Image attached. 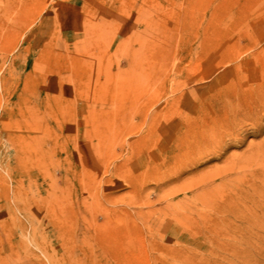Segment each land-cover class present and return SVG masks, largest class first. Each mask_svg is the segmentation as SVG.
Here are the masks:
<instances>
[{"label":"rangeland","instance_id":"rangeland-1","mask_svg":"<svg viewBox=\"0 0 264 264\" xmlns=\"http://www.w3.org/2000/svg\"><path fill=\"white\" fill-rule=\"evenodd\" d=\"M263 72L264 0H0V264H264Z\"/></svg>","mask_w":264,"mask_h":264},{"label":"bare ground","instance_id":"bare-ground-1","mask_svg":"<svg viewBox=\"0 0 264 264\" xmlns=\"http://www.w3.org/2000/svg\"><path fill=\"white\" fill-rule=\"evenodd\" d=\"M225 53H226V52H225ZM232 69H233V68H232ZM234 69H235V68H234ZM234 74H235V73H234ZM263 74H264V72H263ZM263 74H262V75H263ZM233 76H234V75H233ZM233 76H232V77H233ZM240 76H242V75H240ZM261 77H262V76H261ZM209 78H210V77H209ZM230 78H231V77H230ZM231 80H234V79L231 78ZM231 80H230V81H231ZM262 81H263V79H262ZM262 81H261V82H262ZM233 82L237 84L236 81H233ZM228 83H229V82H228ZM234 83H233V84H234ZM236 84H235V85H236ZM244 84H245V83H244ZM221 85H222V84H221ZM226 85H227V84H226ZM226 85H225V86H226ZM238 85H239V84H238ZM238 85H236V86H238ZM258 85H259V84H258ZM223 86H224V85H223ZM244 86H245V85H244ZM227 87H228V86H227ZM229 87H230V85H229ZM231 87H233V86H232V83H231ZM257 87H258V86H257ZM216 88H217V87H216ZM214 89H215V88H214ZM260 89H261V88H260ZM263 89H264V88H263ZM181 90H182V89H181ZM206 90H207V89H206ZM182 91H183V90H182ZM207 91H208V90H207ZM212 91H213V90H212ZM178 92H180V90H179ZM191 92H192V90H191ZM194 92H195V91H194ZM220 92H221V91H220ZM256 92H257V91H256ZM182 93H184V92H182ZM238 93L240 94V92H238ZM252 93H253V92H252ZM213 94H214V93H213ZM226 94H227V93H226ZM229 94H230V92H229ZM232 94H233V93H232ZM256 94H257V93H256ZM180 95H181V94H180ZM257 95H258V97H256V98H257L256 101H258V108H256L255 110H253V108H255V107H253V108H251V109L243 110L242 112H240V113L238 114L237 119L234 118V119H236V120H235V125L237 126L238 124H240L239 126H237V127H240V131L242 130V129H241V128H242L241 125H243V124H241V123H245L244 120H245L246 118H249V119L252 121V122L250 121L251 124H249V125H252L251 127H253V125H254V127L258 126V123H259V122H258V123L256 122V120L258 119L256 116H257L258 112H259L261 109H264V92H263V93H258ZM183 96H184V95H183ZM185 96H186V95H185ZM194 96H195V95H194ZM227 96H228V95H227ZM234 96H235V93H234ZM236 96H237V95H236ZM181 97H182V96H181ZM200 97H201V96H200ZM200 97H199V98H200ZM223 97H224V96H223ZM239 97H240V95H239ZM176 98H177V97H176ZM179 98H180V97H179ZM182 98H183V97H182ZM232 98H233V97H232ZM185 99H187V96H186ZM196 99H197V97H196ZM202 99H203V98H202ZM251 99H252V98H251ZM194 100H195V99H194ZM215 101H216V100H215ZM249 101H250V100H249ZM252 101H253V100H252ZM256 101H255V102H256ZM205 102H206V100H205ZM224 102H225V101H224ZM230 102H231V100H230ZM232 102H233V101H232ZM234 102H235V101H234ZM234 102H233V104H234ZM175 103H176V102H175ZM221 103H222V102H221ZM226 103H227V101H226ZM243 103H244V102H243ZM252 103H253V102H252ZM233 104H232V105H233ZM244 104H245V103H244ZM256 104H257V103H256ZM205 105H206V104H205ZM205 105H204V106H205ZM225 105H226V104H225ZM235 105H236V104H235ZM242 105H243V104H242ZM246 105H247V104H246ZM250 105H251V104H250ZM206 106H207V105H206ZM228 106H229V108H230V104H229ZM211 107H212V105H211ZM220 107H221V106H220ZM231 107H233V106H231ZM240 107H241V106H240ZM260 107H261V108H260ZM202 108H203V107H202ZM215 108H216V107H215ZM237 108H238V107H237ZM237 108H236V109H237ZM244 108H245V107H244ZM178 109H179V108H178ZM220 109H221V108H220ZM215 110H217V109H215ZM215 110H214V111H215ZM231 110H232V108H231ZM233 110H234V109H233ZM177 111H178V110H177ZM235 111H236V110H235ZM237 111H238V110H237ZM207 112H208V111H207ZM210 112H211V111H210ZM233 112H234V111H233ZM229 113H230V112H229ZM259 113H260V112H259ZM261 113H262V112H261ZM211 114H212V113H211ZM219 114H220V113H219ZM230 114H231V113H230ZM230 114H229V115H230ZM178 115H179V114H178ZM235 115H236V114H235ZM181 116H182V115H179V117H181ZM217 116H218V115H216L215 118H216ZM232 116L234 117V115H232ZM177 117H178V116H177ZM227 117H228V115H227ZM182 118H185V117H182ZM182 118H181V119H182ZM256 118H257V119H256ZM186 119H187V118H186ZM186 119H185V120H186ZM217 119H218V118H217ZM232 119H233V118H232ZM187 120H188V119H187ZM229 120H230V118H229ZM258 120H259V119H258ZM182 121H183V120H182ZM208 121H209V120H208ZM218 121H219V120H218ZM227 121H228V120H225V121H224V122L227 123L226 125H228V122H229V121H228V122H227ZM231 121H234V120H231ZM214 122H215V121H214ZM224 122H223V123H224ZM260 122H261V121H260ZM184 123H185V122H184ZM217 123H218V122H217ZM231 123H232V122H231ZM218 124H219V123H218ZM221 124H222V122H221ZM224 124H225V123H224ZM232 124H233V123H232ZM255 124H256V125H255ZM214 125H215V124H214ZM216 125H217V124H216ZM233 125H234V124H233ZM249 125H248V126H249ZM186 126H187V125H186ZM245 126H246V125H245ZM245 126H243V128H244ZM248 126H246V127H248ZM223 127H225V126H223ZM227 127L230 128V123H229V125H228ZM231 127H232V125H231ZM234 127H235V126H234ZM246 127H245V129H246ZM229 128H228V129H229ZM257 128H258V127H257ZM261 128H262V127H261ZM221 129H222V128H221ZM230 129H232V128H230ZM235 129H236V128H235ZM252 129H253V128H252ZM232 130H234V129H232ZM238 130H239V128H238ZM257 130H261V129L259 128V129H257ZM177 131H178V129H177ZM218 131H219V130H218ZM220 131H221V130H220ZM226 131H228V130L226 129ZM226 131H225V133H226ZM236 131H237V130H236ZM240 131H239V132H240ZM247 131H248V130H247ZM247 131H246V132H247ZM253 131H254V130H253ZM201 132H202V131H201ZM241 132H242V131H241ZM244 132H245V131H244ZM225 133L223 132L222 136H224ZM227 133H229V132H227ZM233 133H235V131H234ZM236 133L239 134L238 131H237ZM236 133H235V134H236ZM255 133H256V132H255ZM214 134H215V133H214ZM229 134H230V133H229ZM251 134H252V133H251ZM208 135H209V134H208ZM208 135H207V136H208ZM226 135H227V134H226ZM246 135H247V134H246ZM253 135H254V133H253ZM201 136H202V135H201ZM212 136H213V135H212ZM212 136H211V137H212ZM230 136H231V134H230ZM233 137H236V136L234 135ZM237 137H238V136H237ZM239 137L242 138V136H239ZM218 138H220V137H218ZM223 138H225V136H224ZM205 139H206V137H205ZM209 139H210V138H209ZM209 139H208V140H209ZM216 139H217V138H216ZM227 139H228V137H227ZM229 139H230V137H229ZM229 139H228L229 142L226 140V141L228 142V144L230 143L232 137H231L230 140H229ZM233 140H234V139H233ZM235 140H236V139H235ZM239 140H240V139H239ZM241 140H242V139H241ZM241 140H240V143H241ZM209 141H210V140H209ZM212 141H215V140H213V138H212ZM212 141H211V142H212ZM220 141H221V140H220ZM226 141H225V142H226ZM237 141H238V140H237ZM201 142H202V141H201ZM203 142H204V141H203ZM227 142H226V143H227ZM231 142H232V141H231ZM235 142H236V141H235ZM235 142H233V143H235ZM207 143H208V141H207ZM209 143H210V142H209ZM226 143H225V144H226ZM240 143H239V144H240ZM222 144H223V143H222ZM228 144H227V145H228ZM223 145H224V144H223ZM237 145H238V144H237ZM256 145H257V144H256ZM219 146H220V145H219ZM232 146H234V145H232ZM254 146H255V145H254ZM195 147H196V146H195ZM207 147H208V146H207ZM211 147H212V145H211ZM211 147H210V149H211ZM217 147H218V146H217ZM220 147H221V146H220ZM226 147H227V146H226ZM226 147H225V148H226ZM208 148H209V147H208ZM223 148H224V147H223ZM247 148H248V147H247ZM249 148H251V147H249ZM252 148H254V147L252 146ZM255 148H256L255 150H253V149L251 150L250 155L245 156L244 160L247 161L246 163H249V161H250V162H251V161L255 162V160H252L251 157H252V156H253V157H254V156L258 157L259 155H260V157H261V160L264 161V154L262 153V151H264V150H262V149H264V148H263V147H261V148H260V147H255ZM195 149H197V148H195ZM227 149H228V147H227ZM202 150H203V149H202ZM213 150H214V149H213ZM216 150H217V149H216ZM221 150H222V149H221ZM224 150H225V149H224ZM204 151H205V150H204ZM217 151H218V150H217ZM219 151H220V150H219ZM226 151H227V150H226ZM247 151L250 152L249 150H247ZM194 152L196 153V151H194ZM208 152H209V151H208ZM245 152H246V150H245ZM202 153H203V152H202ZM210 153H211V152H210ZM210 153H207V154H210ZM214 153H215V152H214ZM214 153H213V154H214ZM204 154H205V153H204ZM207 154H206V155H207ZM217 154H220V152H219V153L217 152ZM195 155H196V154H195ZM220 155H221V154H220ZM225 155H226V154H225ZM229 155H231V154H229ZM199 156H200V155H199ZM212 156H214V155H212ZM227 156H228V155H227ZM240 156H241V155H240ZM200 157H201V156H200ZM200 157H198V158H200ZM214 157H215V156H214ZM217 157H218V156H217ZM221 157H222V155H221ZM204 158H205V155H204ZM204 158H203V160H204ZM207 158H209V157H207ZM212 158H213V157H212ZM188 159H190V158H188ZM193 159H194V158H193ZM210 159H211V157H210ZM236 159H237V158H236ZM205 160H206V159H205ZM225 160H227V159H225ZM190 161H191V160H190ZM190 161H189V162H190ZM195 161H196V160H195ZM200 162H201V161H200ZM240 162H241V161H240ZM196 163H197V162H196ZM243 164L245 165V163H243ZM190 165H191V164H190ZM194 165H195V164H194ZM238 165H239V163H238ZM263 165H264V163H263ZM192 166H193V164H192ZM224 166H225V165H224ZM224 166H223V167H224ZM245 166H246V165H245ZM248 166H249V165H248ZM182 168H183V167H181L180 169H182ZM187 168H188V167H187ZM226 168H227V167H226ZM230 168H231V167H230ZM230 168H229V170H230ZM237 168H238V167H237ZM252 168H253V167H252ZM185 169H186V168H185ZM178 170H179V169H178ZM178 170H177V171H178ZM240 170H241V169H240ZM252 170H253V169H252ZM177 171H176V172H177ZM215 171H216V170H215ZM235 171H236V170H235ZM235 171H234V172H235ZM241 171H242V170H241ZM249 171H251V170H249ZM261 171H263V173H264V170H261V169H260L259 172H261ZM181 172H182V171H181ZM208 172H209V171H208ZM221 172H222V171H221ZM224 172H225V168H224ZM251 172H252V171H251ZM214 173H215V172H214ZM222 173H223V172H222ZM231 173H232V172H231ZM231 173H229V174H231ZM239 173H240V171H239ZM254 173H255V172H254ZM261 173H262V172H261ZM261 173H260V174H261ZM179 174H180V173H179ZM244 174H246V173L244 172ZM247 175H248V174H247ZM195 176H196V175H195ZM221 176H222V175H221ZM234 177H235V176H233V178H234ZM243 177H244V176H243ZM246 177H247V176H246ZM250 177H251V176H250ZM217 178H218V177H217ZM247 178H248V177H247ZM254 178H255V177H254ZM241 180H242V179H241ZM245 180H247V179H245ZM245 180H244V181H245ZM250 180H251V179H250ZM206 181H207V180H206ZM255 181H256V180H255ZM258 181H259V180H258ZM198 182H199V181H198ZM198 182H197V183H198ZM261 182L264 183V181H261ZM237 183H238V182H237ZM243 183H244V182H243ZM263 183H262V185L264 186ZM231 184H232V183H231ZM238 184H239V183H238ZM254 184H255V183H254ZM259 184H260V183H259ZM219 185H220V184H219ZM256 185H257V184H256ZM260 185H261V184H260ZM209 186H210V185H209ZM232 186H234V185H232ZM243 186H244V185H243ZM248 186H249V185H248ZM257 186H258V185H257ZM198 187H199V186H198ZM217 187H218V186H217ZM196 188H197V186H196ZM204 188H205V187H204ZM232 188H233V187H232ZM243 188L245 189L246 187H243ZM247 188H248V187H247ZM247 188H246V189H247ZM193 189H194V188H193ZM199 189H200V188H199ZM234 189H235V188H234ZM238 189H239V188H238ZM241 189H242V188H241ZM249 189H250V188H249ZM235 190H236V189H235ZM230 191H231V190H230ZM250 191L253 192V194H254L256 191H258V188H257L256 186H253V187L251 188ZM226 192H227V191H226ZM228 192H229V191H228ZM231 192H232V191H231ZM239 192H240V190H239ZM241 192L244 193L245 191H244V192L241 191ZM246 192H247V191H246ZM251 192H249V193H251ZM236 193H237V192H236ZM231 194H232V193H231ZM234 194H235V193H234ZM225 195H226V194H225ZM239 195H241V193H240ZM246 195H248V194L246 193ZM255 195H257V194H255ZM241 196H244V195H241ZM244 197H245V196H244ZM252 197H254V196L252 195ZM244 200H245V199H244ZM254 202H255V201H254ZM262 205H263V204H262ZM232 209H233V208H232ZM235 210H236V209H235ZM237 210H238V209H237ZM225 211H226V213H230V212H227V211H229V209H227V210H225ZM233 211H234V210H232V212H233ZM243 211H244V210H243ZM235 212H236V211H235ZM245 212H246V211H245ZM247 212H248V211H247ZM230 214H231V213H230ZM238 214H239V212H238ZM245 214H246V213H245ZM251 214H252V213H251ZM253 214H254V213H253ZM253 214H252V215H253ZM232 215H235V217H236L237 213H234V214L232 213ZM239 215H240V214H239ZM247 215H248V214H247ZM248 216H249V215H248ZM248 216H247V218H248ZM250 216H251V215H250ZM225 217H226V215H225ZM225 217H224V218H225ZM227 217H229V216H227ZM227 217H226V219H227ZM240 217H241V215H240L239 217L237 216L236 219L239 218V220H240L242 217H243V219H244V216H243V215H242L241 218H240ZM251 217H252V216H251ZM249 218H250V217H249ZM234 219H235V218H234ZM251 219H252V218H251ZM244 220L247 221L246 216H245V219H244ZM248 220H250V219H248ZM213 222H214V221H212V223H213ZM247 222H248V223H249V222H253V220H252V221H247ZM214 223H216V225H218L217 222H214ZM242 223H243V222H242ZM246 224H247V223H246ZM209 225L211 226L212 224H209ZM209 225H208V226H209ZM213 225H214V226H213ZM213 225H212V226L215 227V224H213ZM242 225H243V224H242ZM242 225H241V226H242ZM206 226H207V225H206ZM208 226H207V228H209ZM212 226H211V227H212ZM244 226H245V225H244ZM211 227H210V229H211ZM235 227H238V226H234V228H235ZM245 227H246V226H245ZM245 227H244V228H245ZM204 228H205V226H204ZM215 228H216V227H215ZM218 228H221V227L219 226ZM226 228H227V227H226ZM226 228H225V229H226ZM228 228H229V227H228ZM234 228H232V229H234ZM239 228H240V227H239ZM241 228H242V227H241ZM241 228H240V230H238V229H236V230H238V231H242ZM244 228H242V229H244ZM199 229L202 230V228H199ZM205 229H206V228H205ZM212 229H214V228H212ZM216 229H217V228H216ZM223 229H224V228H223ZM223 229L221 228L222 231L225 230V229H224V230H223ZM232 229L229 228V230H231V231H234V230H235V229H234V230H232ZM207 230L210 232L209 229H207ZM245 230H246V232H247V231H248V228L245 229ZM202 231H203V230H202ZM202 231H201V232H202ZM212 231H213V230H211V232H212ZM218 231H219V229H218ZM222 231H219V232H222ZM226 231H227L228 234H229V231H228V230H226ZM231 231H230V233H231ZM205 232H207V231H205ZM205 232H204V233H205ZM209 232H208V233H209ZM219 232H218V235H221V233H219ZM243 232H244V231H243ZM248 232H250V231H248ZM198 233H199V232H198ZM202 233H203V232H202ZM208 233H207V234H208ZM222 233H223V232H222ZM234 233L236 234V231H235ZM241 233H242V232H241ZM207 234L205 233L206 236H207ZM214 234H215V233H214ZM235 234H234V235H235ZM242 234H244V235H245V234L249 235L248 233H245V232L242 233ZM242 234H241V235H242ZM257 234H258V233H257ZM200 235H203V234L200 233ZM200 235H199V236H200ZM212 235H213V234H212ZM226 235H227V234H226ZM230 235H231V234H230ZM239 235H240V234H239ZM244 235H242V236H244ZM254 235H256V234H254ZM206 236H205V237H206ZM209 236H211V235H208V239H209ZM235 236L238 237L237 235H235ZM202 237H203V236H202ZM212 237H213V236H212ZM227 237H228V236H227ZM246 237H247V236H246ZM246 237H245V238L243 237V239H246ZM248 237H249V236H248ZM251 237H253V235H252ZM199 238H200V237H199ZM214 238H217V237H214ZM220 238H221V237H220ZM249 238H250V237H249ZM203 239L205 240L206 238H203ZM208 239H207V241H208ZM210 239H212V238L210 237ZM225 239H226V238H225ZM235 239H237V238H235ZM241 239H242V237H241ZM243 239H242V240H243ZM250 239H251V238H250ZM214 240H215V239H214ZM228 240H229V239H227L226 241L228 242ZM230 240H232V238H231ZM246 240H248V239H246ZM246 240H245V241L243 240L242 242H239V243H241V245H242V243L245 242V244H246ZM234 241H237V240H234ZM212 242H213V241H212ZM231 242H232V241H231ZM231 242H229V243L231 244V246H233L232 243H233V244H235V243H234V242L231 243ZM236 243H237V242H236ZM230 244H229V245L226 244V245L230 246ZM248 244H249V242H248ZM236 245H237V244H236ZM237 247H238V246H237ZM234 248H235V246H234ZM239 248H240V247H239ZM244 248H245V247H244ZM244 248H243V249H244ZM246 248H247V246H246ZM246 248H245V249H246ZM236 249H238V248H236ZM236 249H235V250H236ZM240 249H241V248H240ZM240 249H238V250H240ZM231 250H234V249H231ZM241 250H242V249H241ZM247 250H248V249H247ZM214 251H215V250H214ZM236 251H237V250H236ZM243 251H244V250H243ZM235 253H237V252H234V254H235ZM239 253H241V251H240ZM239 253H238V254H239ZM242 253H243V252H242ZM234 254H232V255H234ZM244 254H245V252H244ZM245 255H248V251H247V254H245ZM235 256H236V257H239L240 254H239V256H237V255H235ZM235 256H234V257H235ZM249 256L251 257V255H249ZM224 257H225V256H224ZM234 257L232 256L231 258L234 259ZM241 257H242V256H241ZM243 257H244V255H243ZM245 257H247V256H245ZM254 258H255V259H254ZM254 258H253V259L256 260V262L259 261V260H258V259H259L258 257H257L258 259H257L256 257H254ZM229 259H230V257H229ZM229 259H228V260H229ZM233 259H232V261H233ZM238 259H239V258H238ZM253 259H252V260H253ZM234 260H235V259H234ZM240 261H242V259H241ZM247 261H248V260H247ZM229 262H230V260H229ZM238 262H239V261H238ZM245 262H246V261H245ZM250 262H251V260H250ZM230 263H232V262H230ZM246 263L248 264V262H246ZM252 264H255V262L252 263ZM257 264H259V263H257Z\"/></svg>","mask_w":264,"mask_h":264}]
</instances>
